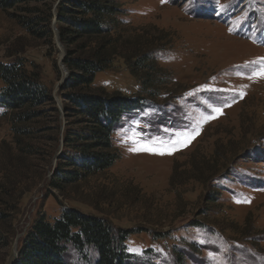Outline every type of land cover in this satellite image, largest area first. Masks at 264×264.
Instances as JSON below:
<instances>
[{
  "label": "rangeland",
  "instance_id": "obj_1",
  "mask_svg": "<svg viewBox=\"0 0 264 264\" xmlns=\"http://www.w3.org/2000/svg\"><path fill=\"white\" fill-rule=\"evenodd\" d=\"M57 2L52 3V42L34 38L19 23L28 14L25 7L46 10L45 5L0 8V61L24 57L38 65L63 130L76 117L63 110L66 101L59 94L66 49L56 37ZM120 2L132 38L168 35L153 55L159 69L154 86L143 87L121 58L96 75V89L143 95L146 102L126 114L114 134L119 160L65 194L48 186L63 149L61 138L55 149L47 128L54 124L33 125L37 135L30 143L37 144L36 154L21 155L10 115L0 107V209L7 215L0 221V264L16 259L20 240L40 213L54 218L67 206L133 230L128 250L139 251H129L132 264H264V79L247 78L251 62L264 60V0ZM218 107L222 114L213 111ZM206 116L214 118L203 122ZM137 123L145 140L200 131L173 154L133 152L124 133ZM245 199L250 202L237 203ZM158 232L167 238L155 240ZM68 259L95 264L96 252L70 251Z\"/></svg>",
  "mask_w": 264,
  "mask_h": 264
},
{
  "label": "trees",
  "instance_id": "obj_2",
  "mask_svg": "<svg viewBox=\"0 0 264 264\" xmlns=\"http://www.w3.org/2000/svg\"><path fill=\"white\" fill-rule=\"evenodd\" d=\"M53 1L0 0V8L7 10L31 3L45 5L46 10L25 7L28 14L21 16L19 23L34 38L52 42ZM124 10L120 0H60L56 6V24L66 49L64 63L69 73L59 94L67 102H63V110L76 117L63 130L57 126L56 100L38 65L24 57L0 61L3 82L0 107L10 115L21 155L36 154L33 148L37 149V144L30 143L37 135L33 125L46 127L47 120L54 124L47 128L54 135L55 149L62 139L63 149L48 186L63 194L69 186L106 172L119 160L114 134L123 117L146 102L143 95L129 97L96 89L93 86L96 75L113 68L116 59L121 58L131 74L148 88L154 86L153 77L159 71L153 55L165 45L168 35H142L143 40L132 38L129 34L133 29L124 21ZM161 32L164 33L163 29ZM48 106L51 108L47 109ZM6 217V212L0 209V221ZM133 232L115 227L106 216L75 207H64L54 218L40 213L20 240L12 264H70V251L84 255L90 249L96 252L95 264H132L127 240ZM165 234L158 232L154 239H166ZM176 257L179 263L183 262L179 253Z\"/></svg>",
  "mask_w": 264,
  "mask_h": 264
},
{
  "label": "snow or ice",
  "instance_id": "obj_3",
  "mask_svg": "<svg viewBox=\"0 0 264 264\" xmlns=\"http://www.w3.org/2000/svg\"><path fill=\"white\" fill-rule=\"evenodd\" d=\"M161 2H164V0H161ZM229 31H232L230 28ZM245 67H249V65H245ZM251 70L247 75L248 79H253L255 78H261L264 79V60L261 62H251ZM244 93H241V97H243ZM225 107L230 106L229 104L225 103ZM215 113H221L222 114V109L221 108H215L213 109ZM214 118L213 116H206L204 117L203 122H207V120ZM140 125L137 123L135 127L131 129L130 132H125L124 133V141L129 142L132 146L129 147V151L133 152H149L153 154H159V155H164V154H173V152L179 150L182 147H186L188 143L191 142V139L195 137V135L199 134L200 128L197 127L195 131L189 132L187 130L185 131H176L173 132L172 136L167 140H163L159 137H153L151 139L145 140L142 139V132H138L137 128H139ZM165 131H169L165 129ZM241 202H250L247 199L245 200H237V203ZM129 251H139L138 249H133L130 248ZM213 258H215L218 253H212L211 254Z\"/></svg>",
  "mask_w": 264,
  "mask_h": 264
},
{
  "label": "water",
  "instance_id": "obj_4",
  "mask_svg": "<svg viewBox=\"0 0 264 264\" xmlns=\"http://www.w3.org/2000/svg\"><path fill=\"white\" fill-rule=\"evenodd\" d=\"M59 1L60 0H58V2H57V4L59 3ZM56 4V5H57ZM56 29V28H55ZM56 37H57V40H58V43L60 44V42H59V33H58V30L56 29ZM68 77V71H67V69L65 68V77H64V79H66ZM65 81V80H64ZM16 256H17V254H16Z\"/></svg>",
  "mask_w": 264,
  "mask_h": 264
}]
</instances>
